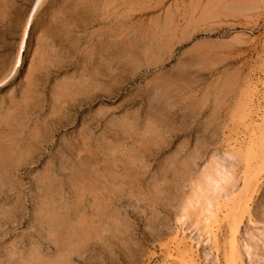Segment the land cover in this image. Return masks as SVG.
I'll use <instances>...</instances> for the list:
<instances>
[{
    "label": "rangeland",
    "instance_id": "1",
    "mask_svg": "<svg viewBox=\"0 0 264 264\" xmlns=\"http://www.w3.org/2000/svg\"><path fill=\"white\" fill-rule=\"evenodd\" d=\"M33 6L0 0V79L11 71L0 85V142L30 151L0 160V264H32L38 249L50 264H167L198 174L215 155L228 163L236 138L253 135V84H264V0H44L15 68ZM73 100L76 109H62ZM237 162V172L245 169ZM259 177L240 225L245 264H264V170ZM48 211L62 216L59 237ZM86 218L95 236L59 261L54 237L65 243ZM194 242L200 264H225V239L219 261L210 243Z\"/></svg>",
    "mask_w": 264,
    "mask_h": 264
},
{
    "label": "bare ground",
    "instance_id": "2",
    "mask_svg": "<svg viewBox=\"0 0 264 264\" xmlns=\"http://www.w3.org/2000/svg\"><path fill=\"white\" fill-rule=\"evenodd\" d=\"M44 0H34V6L32 8V11L30 12V14H28V18L26 20L25 26H24V31H23V37L21 40V44H20V50L19 53L16 57L14 66L16 67H21L23 64V51L25 50L26 46H27V40L30 37V31L32 29V25L35 21V17L39 11V9L41 8V6L43 5ZM84 12V11H83ZM83 25V24H82ZM103 33V32H102ZM105 35V34H104ZM101 36V35H100ZM114 36V35H113ZM104 38V37H103ZM102 38V39H103ZM101 39V38H100ZM107 39V38H106ZM99 41V40H98ZM112 42V41H110ZM124 43V42H123ZM114 44V43H112ZM99 45V43L97 44V46ZM111 45V44H110ZM118 45V44H117ZM116 45V46H117ZM124 45V44H123ZM107 45L103 46V43L101 44V47H105ZM114 46V45H113ZM106 48V47H105ZM112 48V47H111ZM115 48V46H114ZM120 48V47H119ZM132 48V47H131ZM116 50V48L114 49ZM126 50L125 48L122 50L123 51ZM106 50L103 51V53ZM114 52V51H113ZM89 53H91V51H89ZM106 54V53H105ZM118 54V53H117ZM89 55V54H87ZM124 53H123V58H124ZM101 56V55H100ZM112 56V54H111ZM114 56V55H113ZM112 56V57H113ZM98 57V56H97ZM105 57V56H104ZM115 57V56H114ZM91 58V56H90ZM122 58V59H123ZM99 59V58H97ZM101 61V60H100ZM56 63H59L56 62ZM109 63V62H108ZM116 63V62H115ZM42 64V62H41ZM55 64V63H54ZM97 64L98 60H97ZM106 64V63H105ZM123 64V63H122ZM60 65V64H59ZM66 65V64H65ZM103 65V64H101ZM110 65V64H109ZM43 65L39 66L42 67ZM53 66H56L53 65ZM96 66V65H95ZM106 66V65H104ZM115 66V65H113ZM108 67V66H107ZM54 68V67H53ZM98 68V67H97ZM113 68V67H112ZM117 68V67H116ZM11 69V68H10ZM52 69V68H51ZM90 69V68H89ZM105 70V69H104ZM110 71V69H108ZM106 70V72L108 71ZM112 70V69H111ZM1 71V70H0ZM115 71V68H114ZM117 71V70H116ZM43 73V72H42ZM94 73V72H93ZM92 73V74H93ZM112 73V72H111ZM1 74V73H0ZM11 71L8 73L7 71V75L5 74V76L0 79V85L4 84L5 82H7L10 78ZM85 74V73H84ZM91 74V73H89ZM94 73V77H95ZM107 74V73H106ZM97 75L99 76H104L103 72L100 71L99 73H97ZM110 75V74H109ZM31 76V75H30ZM85 76V75H84ZM91 76V75H90ZM108 76V75H107ZM69 78V77H68ZM92 78V76H91ZM103 78V77H101ZM106 78V77H105ZM108 78V77H107ZM67 79V78H66ZM70 80V79H69ZM86 80V79H85ZM102 80V79H101ZM107 80V79H106ZM33 81V80H32ZM65 81V80H64ZM119 81V80H118ZM251 82V81H250ZM67 83V82H66ZM69 83V82H68ZM94 83V82H93ZM117 83V82H116ZM264 83V82H263ZM88 84V83H87ZM95 84L97 85V83H94L92 85V87L95 86ZM89 85V84H88ZM254 85V89L257 91V96L258 99L256 101H254L255 97H253V102L251 101V103H253L254 105L257 103L258 107H257V113H256V117L251 116V125H252V132L253 135L249 136L250 139L249 140H245V141H241L239 140V138H236L235 142H233L231 144V147L229 148V150H227L225 156L227 155V158L229 157L230 160L228 163H226V158H224V156H220L216 157V155L214 156V158L212 157L211 159H213V161L208 164L205 165V167L200 171V174H198L197 176V180L195 182L192 183V193L190 196H187V198H185L184 200V205L182 206V212L178 218V220L181 223L180 226V230L178 231V233L175 235L174 240H173V244L172 246L168 247L167 250V261L166 263H169V260L172 259L171 261H174L173 259H176L177 262L178 260L182 261V264H200V262L198 261V259L196 258V256L194 255V251H193V242L195 241V239L197 240V244L200 247L201 245H209V243L211 244L210 246L212 247L211 249L214 250L215 256L217 255V260L219 261V256H220V243L222 242V240L224 241L225 239V243L224 245H226L223 248V251H225L222 254H225V264H245L244 263V255L242 253V246L244 244V240H242L240 238V225L243 221V217H245L244 215L249 212L251 203H252V195H253V188L254 186L257 185V183L259 182V176L261 174V172H263L264 170V91L261 89L262 87H264V84H253ZM60 86V83H59ZM67 87H69V85H66ZM65 86V87H66ZM91 86V85H90ZM98 86V85H97ZM97 86H95L94 88H96ZM64 87V86H62ZM85 87V86H83ZM101 87V86H100ZM253 88V87H252ZM32 89V88H31ZM88 89V88H87ZM259 89H261V95L259 96ZM104 90V88H103ZM255 91V92H256ZM55 92V91H54ZM65 92V96L67 97V95L73 98L72 93L70 92H66V91H62L61 94H63ZM75 92V91H74ZM86 93V91H84ZM67 93V94H66ZM77 93V92H75ZM75 93H73L75 95ZM83 93V88H82V92L81 95ZM88 93V92H87ZM60 93L58 95H61ZM79 94V93H78ZM77 94V95H78ZM102 94V92H101ZM247 94V93H246ZM26 96V95H25ZM28 96V95H27ZM64 96V95H63ZM64 96V97H65ZM84 96V95H83ZM89 96V95H88ZM101 96V95H100ZM62 97V96H61ZM76 97V96H75ZM25 98V97H24ZM55 98H57V94L55 96ZM68 98V97H67ZM66 98V99H67ZM95 98V97H94ZM26 99V98H25ZM24 99V100H25ZM54 99V98H53ZM59 99V98H58ZM71 99V98H70ZM74 99V98H73ZM82 99V98H81ZM85 99V98H83ZM82 99V100H83ZM251 99V100H252ZM31 100V98L27 97V99L25 101H23L24 105H26L27 103L29 104V101ZM75 100V99H74ZM73 100V101H74ZM77 100V99H76ZM57 101V100H56ZM79 101V100H78ZM15 103V102H13ZM33 103V102H32ZM249 103V102H248ZM18 104V103H17ZM16 104V105H17ZM21 104V102L19 103ZM18 104V108H20ZM27 104V105H28ZM78 105V104H77ZM76 102L74 101L73 103L69 101L68 106H63L61 105L62 109H76L77 107ZM253 105V106H254ZM28 107V106H27ZM57 107V106H55ZM60 108V107H59ZM104 109V108H101ZM152 109V108H151ZM244 109V108H243ZM247 109V108H246ZM69 110V109H68ZM105 110V109H104ZM242 110V109H241ZM70 111V110H69ZM72 111V110H71ZM108 111V110H107ZM103 111L101 110L100 113H102ZM247 112V111H246ZM256 112V110H255ZM9 113V112H8ZM13 113V112H11ZM76 113V112H75ZM244 113V111L242 112ZM19 114V113H18ZM67 114V113H66ZM11 115V114H9ZM104 115V114H103ZM97 116V115H96ZM254 116V115H253ZM12 117V116H11ZM61 117V116H59ZM1 118V117H0ZM15 118V117H14ZM13 118V119H14ZM17 118V117H16ZM65 118V117H64ZM246 118V116H245ZM4 119V118H2ZM10 119V118H8ZM5 120V119H4ZM12 120V118L10 119ZM17 120V119H15ZM60 119H58L59 121ZM1 121V120H0ZM7 121V119H6ZM18 123V121H16ZM8 123V122H7ZM60 123V122H59ZM3 124V122H2ZM10 124V122H9ZM8 124V125H9ZM128 124V123H126ZM5 125V124H4ZM20 126V125H19ZM132 127V126H131ZM3 129V128H2ZM5 130V129H4ZM3 132V131H2ZM251 132V131H250ZM41 133V132H40ZM38 133L35 136V140L37 138L41 137V134ZM6 135V133L4 134ZM3 135V136H4ZM20 135V134H19ZM9 137V134L7 135ZM6 136V138H8ZM12 136V135H11ZM5 138V139H6ZM3 139V138H2ZM9 139V138H8ZM12 141V140H11ZM14 141V140H13ZM234 141V140H233ZM9 142V141H8ZM6 143V142H5ZM36 143V142H35ZM13 144V143H11ZM16 145V144H15ZM32 145V144H31ZM35 145V144H34ZM14 146V145H13ZM9 145V144H4L0 142V160L4 158V156H13V157H17V156H27V152L29 149L26 148L25 149H21L22 146H19L20 150L18 149V146H16L15 148ZM11 147V148H10ZM36 147V146H35ZM74 149V148H73ZM19 150V151H18ZM260 150V151H259ZM17 151V155L15 152ZM72 151V150H71ZM215 153V152H214ZM257 153L259 155H257ZM7 154V155H6ZM11 154V155H10ZM29 154V153H28ZM257 156H259L258 161H259V166L255 168L252 167V159L256 158ZM29 157V156H28ZM8 158L6 157L5 160H7ZM19 159V158H18ZM3 161V160H1ZM14 161V159H13ZM18 161V160H17ZM243 162L245 165L240 172H237V167L240 166H236L235 162ZM252 161V162H251ZM257 161V159L255 160V162ZM11 160H8V163H10ZM25 162V161H24ZM195 162V161H194ZM237 162V163H238ZM2 163V162H0ZM5 163V162H3ZM84 163V162H83ZM257 163V162H256ZM6 164V163H5ZM87 164V163H86ZM4 164H2L3 166ZM12 167V164H9ZM239 165V163H238ZM3 167H6L5 165ZM9 168V167H8ZM242 168V167H241ZM239 168V169H241ZM6 169V168H3ZM16 170V169H15ZM187 170V169H186ZM189 170V169H188ZM9 171V169L7 170ZM86 171V170H85ZM94 171V170H93ZM5 172V171H4ZM186 172V171H185ZM81 173V172H80ZM83 173V172H82ZM191 173V172H190ZM6 174V173H5ZM8 174V172H7ZM87 172L83 173L82 176L84 175L85 180H87V176H86ZM181 175V174H180ZM46 176V175H45ZM44 176V177H45ZM49 176V175H48ZM81 176V177H82ZM90 176V175H89ZM91 177V176H90ZM4 178V177H3ZM46 178V177H45ZM44 178V179H45ZM50 179V177H48ZM83 178V177H82ZM91 180V179H90ZM83 181V180H82ZM241 181L242 185L239 187V192L237 191V193L235 192V189L239 186L238 182ZM55 182V181H54ZM79 182V181H78ZM88 182V180L86 181V183ZM47 183V182H46ZM92 183V182H91ZM90 183V184H91ZM49 184V183H48ZM85 184V182H84ZM94 184V183H93ZM87 185V184H86ZM89 185V184H88ZM184 185V184H183ZM238 185V186H237ZM50 187L53 186V183L50 182ZM78 186L80 187V185L78 184ZM93 186V185H92ZM91 186V187H92ZM86 187V186H82ZM183 187V186H182ZM257 187V186H256ZM189 188V187H188ZM54 188H52L53 190ZM80 189V188H79ZM238 189V188H237ZM93 190V187H92ZM83 192V191H82ZM87 192V191H86ZM97 192V191H96ZM184 193V192H183ZM255 193V192H254ZM56 194V193H55ZM254 196V195H253ZM50 197V196H48ZM162 198V197H161ZM187 199V200H186ZM48 206V205H47ZM52 206V205H51ZM56 209V208H55ZM58 210V209H56ZM54 211V210H53ZM49 212L48 211V215L47 217L48 219V223L49 225H51L52 227V235L55 234L56 236V228H58L59 226V221L61 220V214H57L56 212ZM86 213V212H85ZM248 214V213H247ZM82 215V212L81 214ZM61 216V217H60ZM78 217V216H77ZM81 217V216H80ZM85 217V215L82 216V218ZM196 218L194 219L195 221L191 222L194 225V229L192 230H188L186 228V226L184 227V225H188V221H192V219L190 220V218ZM43 218V217H42ZM79 218H77L78 220ZM81 219V218H80ZM159 219V218H158ZM67 220V219H66ZM76 220V219H75ZM87 220V218H86ZM85 219L82 220L81 225V229L80 232H78L79 234H74V236H72V233L69 232V235L67 234V238L65 243H60L59 241H61V239H59V241H57L56 236L55 238V243L57 242L58 244H60L61 246L59 247V253L57 254V259L59 261H61L63 259V257H65L66 259L76 253L79 252L82 247H84V245L90 240V238H92L91 236H93L96 232V229L93 226V222L91 220H87ZM47 221V220H46ZM86 221V223H85ZM51 223V224H50ZM61 223V222H60ZM190 223V225H192ZM226 223H228V232L229 234L227 235L224 232V226L226 225ZM252 223V222H251ZM79 224V223H78ZM192 225V226H193ZM100 227V226H99ZM103 228V227H102ZM189 228V227H188ZM75 229V228H74ZM226 229V228H225ZM103 230V229H102ZM51 231V230H50ZM188 231H190V233H192V236L194 235V237L196 236V238L194 239L192 236L187 237V233ZM58 233V232H57ZM174 233V232H173ZM226 234V235H224ZM173 235V234H172ZM51 236V234H50ZM95 236V235H94ZM224 236V238H223ZM53 237V236H52ZM53 238V239H54ZM65 238V237H64ZM63 238V239H64ZM189 238V239H188ZM52 239V240H53ZM258 239V238H257ZM260 239V238H259ZM258 239V240H259ZM65 240V239H64ZM188 240H190L192 243H189ZM262 240V239H261ZM247 241V240H246ZM245 241V244H246ZM63 242V241H62ZM172 243V241H171ZM223 243V242H222ZM221 243V244H222ZM258 243V242H257ZM264 243V242H263ZM195 244V242H194ZM248 244V243H247ZM246 244L247 250L249 249H253L252 246L250 248V246H248ZM255 244V243H254ZM213 245V246H212ZM223 245V246H224ZM99 246V245H98ZM197 246V245H196ZM220 246V247H219ZM245 246V245H244ZM243 246V248H244ZM258 246V245H257ZM256 246V247H257ZM264 246V245H263ZM86 247V246H85ZM198 247V248H199ZM204 247V246H203ZM50 248V247H49ZM221 248V249H222ZM226 248V249H224ZM210 249V250H211ZM41 250V249H40ZM39 249L36 251L37 253L33 254L31 256V260H32V264H50L52 262H50V259L47 260L46 257H43L39 254ZM49 250V249H48ZM51 250V249H50ZM255 250V249H254ZM35 251V250H34ZM58 251V250H56ZM32 252V251H31ZM213 252V251H212ZM245 252V251H244ZM34 253V252H33ZM41 253V252H40ZM197 253V252H196ZM199 253V252H198ZM211 253V252H210ZM213 254V253H212ZM252 254V253H251ZM256 254V253H255ZM166 255V256H167ZM198 255V254H197ZM204 255V254H203ZM208 256L211 254H207ZM254 255V254H253ZM206 256V257H208ZM249 256V255H248ZM258 256V255H257ZM48 257V256H47ZM210 257V256H209ZM262 257V256H261ZM27 258V257H26ZM52 258V256H51ZM214 259H216L215 257H213ZM259 258V256H258ZM208 259V258H207ZM200 260V259H199ZM217 261V262H218ZM259 261V260H258ZM62 262V261H61ZM65 262V260H64ZM73 262V261H72ZM31 263V262H30ZM53 263H56V261ZM68 263V262H67ZM213 263V262H212ZM216 263V262H215ZM219 263V262H218ZM59 264V263H58ZM66 264V263H65ZM163 264V263H162ZM165 264V263H164ZM217 264V263H216Z\"/></svg>",
    "mask_w": 264,
    "mask_h": 264
}]
</instances>
